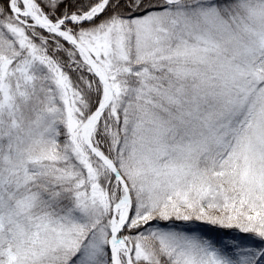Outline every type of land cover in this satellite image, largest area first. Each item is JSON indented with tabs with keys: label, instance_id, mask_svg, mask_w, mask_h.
<instances>
[{
	"label": "snow or ice",
	"instance_id": "snow-or-ice-1",
	"mask_svg": "<svg viewBox=\"0 0 264 264\" xmlns=\"http://www.w3.org/2000/svg\"><path fill=\"white\" fill-rule=\"evenodd\" d=\"M0 264H264V0H0Z\"/></svg>",
	"mask_w": 264,
	"mask_h": 264
}]
</instances>
